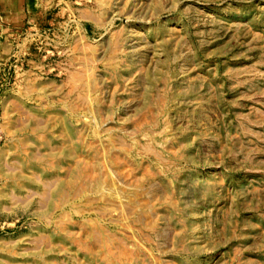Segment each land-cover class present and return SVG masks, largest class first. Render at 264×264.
Listing matches in <instances>:
<instances>
[{"label":"rangeland","instance_id":"obj_1","mask_svg":"<svg viewBox=\"0 0 264 264\" xmlns=\"http://www.w3.org/2000/svg\"><path fill=\"white\" fill-rule=\"evenodd\" d=\"M30 1L0 264H264V0Z\"/></svg>","mask_w":264,"mask_h":264},{"label":"crops","instance_id":"obj_2","mask_svg":"<svg viewBox=\"0 0 264 264\" xmlns=\"http://www.w3.org/2000/svg\"><path fill=\"white\" fill-rule=\"evenodd\" d=\"M32 7L30 0H0V61L11 56L13 30L27 20Z\"/></svg>","mask_w":264,"mask_h":264}]
</instances>
